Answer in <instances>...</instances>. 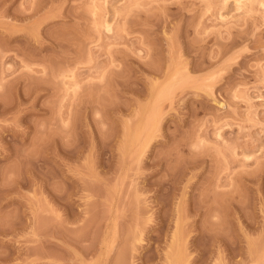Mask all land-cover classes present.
<instances>
[{
	"label": "rangeland",
	"instance_id": "rangeland-1",
	"mask_svg": "<svg viewBox=\"0 0 264 264\" xmlns=\"http://www.w3.org/2000/svg\"><path fill=\"white\" fill-rule=\"evenodd\" d=\"M0 264H264V0H0Z\"/></svg>",
	"mask_w": 264,
	"mask_h": 264
}]
</instances>
